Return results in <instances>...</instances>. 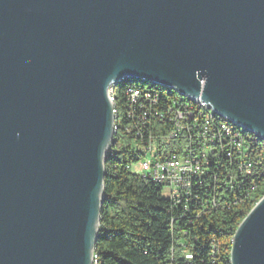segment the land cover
Returning a JSON list of instances; mask_svg holds the SVG:
<instances>
[{"label": "water", "instance_id": "95a60500", "mask_svg": "<svg viewBox=\"0 0 264 264\" xmlns=\"http://www.w3.org/2000/svg\"><path fill=\"white\" fill-rule=\"evenodd\" d=\"M123 78L264 143V0H0V264H93ZM230 264H264V196Z\"/></svg>", "mask_w": 264, "mask_h": 264}, {"label": "trees", "instance_id": "16d2710c", "mask_svg": "<svg viewBox=\"0 0 264 264\" xmlns=\"http://www.w3.org/2000/svg\"><path fill=\"white\" fill-rule=\"evenodd\" d=\"M135 82L139 81L128 79L114 90L119 132L115 134L104 165L94 264H230L234 233L264 196V143L214 117L211 126L223 131L220 129L223 125L226 127L224 132L242 139L244 153L231 159L226 158L227 152L220 158L212 157V162H208L209 173L219 167L220 176L226 178L230 174L231 189H223L213 196L211 192L205 194L206 187H203L200 199L212 200L214 197L216 208L198 207L183 214L173 208L160 186L141 179L127 168L137 161L136 158L145 155L141 152L144 146L128 149L129 141H136V132L128 128L126 95L158 97L159 102H167L168 107L189 105L191 108V102L170 90L165 93ZM192 109L196 111V119H204L208 114L203 109ZM176 127L169 125V134L181 136V129L176 131ZM203 151L214 152V144H203ZM128 153H134L135 157L126 161ZM241 156L245 158L242 169L248 170L246 173L237 170Z\"/></svg>", "mask_w": 264, "mask_h": 264}, {"label": "built area", "instance_id": "2783aa9c", "mask_svg": "<svg viewBox=\"0 0 264 264\" xmlns=\"http://www.w3.org/2000/svg\"><path fill=\"white\" fill-rule=\"evenodd\" d=\"M126 109L129 111V131L136 132V141H129L128 149L145 148V156L136 158L140 167L138 176L160 186L173 208L183 214L198 207L215 209L214 197L212 200L200 199L199 193L203 187H206L205 194L211 192L213 196L223 189L227 191L232 187V177L230 174L226 178L220 176L219 167L209 173L208 162L226 152L227 159L243 155V140L218 131L217 127L208 124V116L196 119V111L189 105L168 107L167 102H159L158 97L129 93ZM211 115L216 114L211 111ZM169 125H178L181 136L169 134ZM203 144H214V152L203 151ZM244 159L241 156L237 166L242 173L248 171L242 169ZM127 168L131 170V166Z\"/></svg>", "mask_w": 264, "mask_h": 264}, {"label": "bare ground", "instance_id": "6f19581e", "mask_svg": "<svg viewBox=\"0 0 264 264\" xmlns=\"http://www.w3.org/2000/svg\"><path fill=\"white\" fill-rule=\"evenodd\" d=\"M129 78H123V79H121V80H119L115 85H113V86H111L110 87V90H109V93H108V99L110 100V102H111V105H112V115H113V139H114V137H115V134L117 133V132H119L118 131V129H119V126H118V124H119V121H118V124H117V119H118V114H117V111H116V107H115V100H114V90H115V88L116 87H118L122 82H125L126 80H128ZM131 80H136V81H139V82H143V81H141V80H138V79H131ZM129 93V92H128ZM147 97H152V96H150V95H148ZM185 99V98H184ZM187 101H189V102H191V108H193V107H196V108H199V109H203V110H205L208 114L207 115H205V116H208V124H211L212 125V123H214L213 122V118L214 117H219V118H221L220 116H218V115H211V110H209L208 108H207V106L205 105V104H202V102L200 101V102H198V101H192V100H188L187 99ZM129 113V112H128ZM200 117L202 116V115H199ZM205 116H204V119H205ZM222 120H224L225 122H227V123H230V122H228L227 120H225V119H223V118H221ZM129 125V124H128ZM127 125V126H128ZM231 125H234V124H232L231 123ZM234 126H236V125H234ZM238 127V126H237ZM129 128V127H128ZM127 128V129H128ZM239 128V127H238ZM181 128L180 127H178V125H177V127H176V131H179ZM220 129L221 130H223V131H225L226 130V127L225 126H223V125H220ZM241 129V128H240ZM243 130V129H242ZM244 131V130H243ZM246 132V131H245ZM248 133V132H247ZM113 147V146H112ZM112 147L110 148V150L112 149ZM110 150L108 151V153H107V156H108V154L110 153ZM141 152H143L144 153V155H145V148L144 147H142V149H141ZM94 259H95V256L93 257V264H94Z\"/></svg>", "mask_w": 264, "mask_h": 264}, {"label": "rangeland", "instance_id": "374dc122", "mask_svg": "<svg viewBox=\"0 0 264 264\" xmlns=\"http://www.w3.org/2000/svg\"><path fill=\"white\" fill-rule=\"evenodd\" d=\"M136 84H140L142 85V87L144 88H148V89H151L152 88V84L149 83V82H146V83H139V82H135ZM155 90H159L161 92H165L167 93L168 89H165V88H161V87H158V86H153ZM172 92V91H171ZM174 93V92H172ZM177 95V94H176ZM175 96V95H174ZM176 97V96H175ZM182 99V97H180ZM133 157H135L134 153H128L125 157V160L128 161L129 159H132ZM133 174H136L138 175L140 173V167H139V162H135L131 164V170H130Z\"/></svg>", "mask_w": 264, "mask_h": 264}]
</instances>
